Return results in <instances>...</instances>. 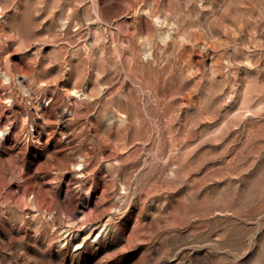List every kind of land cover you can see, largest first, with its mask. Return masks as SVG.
Returning a JSON list of instances; mask_svg holds the SVG:
<instances>
[{
    "label": "rangeland",
    "instance_id": "rangeland-1",
    "mask_svg": "<svg viewBox=\"0 0 264 264\" xmlns=\"http://www.w3.org/2000/svg\"><path fill=\"white\" fill-rule=\"evenodd\" d=\"M0 264H264V0H0Z\"/></svg>",
    "mask_w": 264,
    "mask_h": 264
}]
</instances>
